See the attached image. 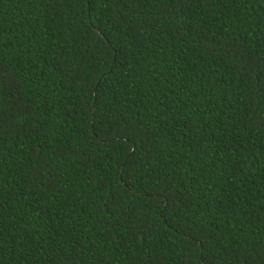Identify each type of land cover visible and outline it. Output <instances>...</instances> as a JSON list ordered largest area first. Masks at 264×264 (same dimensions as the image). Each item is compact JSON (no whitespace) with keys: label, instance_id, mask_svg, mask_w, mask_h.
<instances>
[{"label":"trees","instance_id":"1","mask_svg":"<svg viewBox=\"0 0 264 264\" xmlns=\"http://www.w3.org/2000/svg\"><path fill=\"white\" fill-rule=\"evenodd\" d=\"M166 3L0 0V264H264V0Z\"/></svg>","mask_w":264,"mask_h":264},{"label":"snow or ice","instance_id":"2","mask_svg":"<svg viewBox=\"0 0 264 264\" xmlns=\"http://www.w3.org/2000/svg\"><path fill=\"white\" fill-rule=\"evenodd\" d=\"M85 2L88 3V5L90 7L91 4L95 2V0H85ZM158 2H161V0H158ZM197 2L200 4L201 7H203V5L208 3L209 0H167L166 6L172 8L173 11H175V9H177V8H179L183 11V10H186L188 8L190 3H197ZM225 6H227V5L225 4ZM125 23H131V21L130 20L125 21ZM5 79H8L9 81L11 80L10 77H4V76L0 75V87H4V88L11 87L10 83L7 85L3 84V81ZM25 111L26 110H20L18 112V115L23 116ZM0 115H2V113H0ZM13 118L15 119V117H13ZM30 118H31V116L29 114L26 119H30ZM24 122H26V121H24ZM2 124H3V120H0V125H2ZM2 137H3V129H2V127H0V138H2ZM117 139L127 140L130 144L134 145L128 151V154L124 159V163H127L128 161H132V163H138L140 159H143V157L139 156V151L141 150V148L144 147V142L142 140L140 141V145L136 146V142L133 141L131 139V137L128 135L118 136ZM113 143H115V140L113 141ZM81 155L84 156V161H83L84 167H87V165L91 162V157L88 155L87 152H83V153H81ZM80 162L81 161L79 159H77L76 163H80ZM41 167H43V165H41ZM123 174L124 173L122 171L121 177H123ZM39 179H40L41 184L44 186V188L49 189L48 195L55 196L56 195L55 185L58 184L60 181L58 178H56L52 175V170L49 169L47 175L46 176H40ZM90 179L96 180V179H98V177L92 176V177H90ZM103 187H105V185L101 182L95 190H99L100 188H103ZM23 194H26V193H23ZM60 194L63 195V192H61ZM41 196H43V193H41ZM36 203L39 204V200H37ZM93 203H96V202L94 201ZM105 207H107V209L112 213V215L114 217H116L115 224L112 225L111 227L113 230H117V229H115V225L120 224L119 218L121 216H123L124 213L121 210H119V208L117 207V202H116L114 193L111 194L109 201L105 204ZM114 208H116L117 210L112 211ZM128 217H129L128 222L132 223V221L135 217V214L132 211V209L128 210ZM53 264H54V262H53Z\"/></svg>","mask_w":264,"mask_h":264}]
</instances>
